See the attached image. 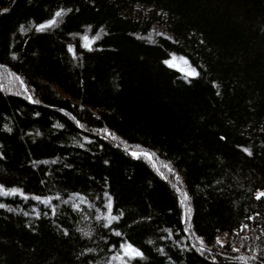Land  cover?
Instances as JSON below:
<instances>
[{"label": "trees", "instance_id": "16d2710c", "mask_svg": "<svg viewBox=\"0 0 264 264\" xmlns=\"http://www.w3.org/2000/svg\"><path fill=\"white\" fill-rule=\"evenodd\" d=\"M0 68V264H264V0H0Z\"/></svg>", "mask_w": 264, "mask_h": 264}, {"label": "snow or ice", "instance_id": "6c2138e0", "mask_svg": "<svg viewBox=\"0 0 264 264\" xmlns=\"http://www.w3.org/2000/svg\"><path fill=\"white\" fill-rule=\"evenodd\" d=\"M3 11H7V9H4ZM65 10L64 9H60V10H57L53 17L43 23H38L36 24V31L37 32H41L49 27H52L53 25H55L57 23V18L58 17H61L63 14H64ZM98 39V36L97 37H88V36H84L82 37V40L84 41L83 43V47L84 48H87V49H90L91 48V44L96 40ZM68 51L69 53H71L73 55V57H75L76 53L73 49V47L71 45H69L68 47ZM164 64L166 65H169V66H174L173 64V61L172 60H164L163 61ZM188 76H191V77H195L198 75V73L195 71V69H192L190 70L188 73H187ZM16 79L18 81H20V84L21 86L23 87L24 86V82L22 80H20V77H16ZM215 86V85H214ZM30 101L32 100V97H27ZM61 111H63V109H61ZM77 125H79V122L77 121ZM59 127H63V125H58ZM10 131V129H9ZM106 131V130H105ZM221 139H224V137H221ZM244 152L248 153L249 155L251 154L249 152V150L247 148H244L243 149ZM133 156H139V155H144V156H147V157H150L151 158V153H148V152H144V153H137V152H133L132 153ZM107 163V161L105 162ZM171 170V169H170ZM177 191H179V189H177ZM24 195V193L22 192L21 189L19 188H12V189H8V190H5V187L4 185H0V195ZM75 195H79L78 193L75 194ZM104 196L107 198L106 200V203H104L103 207L104 209H106L107 211L104 212L102 215H98L97 216V219L98 220H103L105 221V223L103 224V226L105 228H108L113 221H116L119 219L118 216L116 215H113V203H112V199L111 197L108 195V193H104ZM184 196V199L187 200L188 199V196L186 193L183 194ZM261 197H264V191H257L256 193V199H260ZM26 198V197H25ZM37 200L40 199V197H36ZM0 207H4L3 204H0ZM74 209L77 207L76 205H73L72 206ZM101 212V209L97 208V213H100ZM121 215H123V213H121ZM248 219H253V217H248ZM243 227H247V225H243ZM65 234L67 235V232H65ZM87 235V233H85ZM115 235L116 236H119L120 235V232L116 231L115 232ZM201 243H203V241H201ZM217 243H221L222 245V242L219 240V238L217 239ZM120 249H121V252L119 254V257H116V258H120V257H126V261H124V264H128V262H131V261H134L136 260L137 258H143V252L135 247L133 244L131 243H128V242H123L120 244ZM90 251V250H89Z\"/></svg>", "mask_w": 264, "mask_h": 264}, {"label": "rangeland", "instance_id": "374dc122", "mask_svg": "<svg viewBox=\"0 0 264 264\" xmlns=\"http://www.w3.org/2000/svg\"><path fill=\"white\" fill-rule=\"evenodd\" d=\"M82 43H84L83 40H82ZM0 87L3 88L7 92H14L18 94H23L24 96L25 95L28 96V93L25 92L24 88L21 86L19 81L14 76H12L7 70L2 69V68H0ZM133 152L144 153L146 151H133ZM140 156L143 159H145L160 176L167 179L170 182V184L173 186L177 196L180 199V202L183 208V212H184L183 218L184 220L187 219V216L189 213L188 199L187 200L184 199L183 194L185 192L183 190L179 176L170 168L169 165L157 159L155 155L152 154L151 158L144 156V155H140ZM177 189H179V191H177ZM219 240L222 242V245H223L225 242L224 237L222 236L221 238H219ZM219 245H221V243H219ZM234 252H236L237 254L241 256L242 255L245 256L244 254H242L239 250L235 248H234Z\"/></svg>", "mask_w": 264, "mask_h": 264}]
</instances>
